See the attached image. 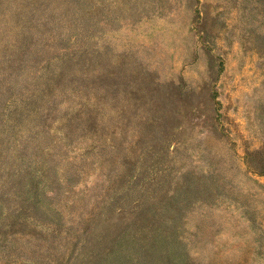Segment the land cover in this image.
<instances>
[{
  "label": "rangeland",
  "instance_id": "rangeland-1",
  "mask_svg": "<svg viewBox=\"0 0 264 264\" xmlns=\"http://www.w3.org/2000/svg\"><path fill=\"white\" fill-rule=\"evenodd\" d=\"M0 264H264V0H0Z\"/></svg>",
  "mask_w": 264,
  "mask_h": 264
}]
</instances>
